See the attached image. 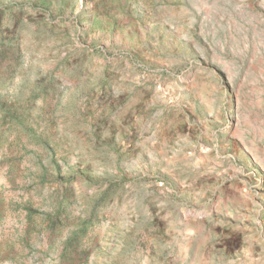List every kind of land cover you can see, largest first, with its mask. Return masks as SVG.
<instances>
[{
    "label": "rangeland",
    "instance_id": "rangeland-1",
    "mask_svg": "<svg viewBox=\"0 0 264 264\" xmlns=\"http://www.w3.org/2000/svg\"><path fill=\"white\" fill-rule=\"evenodd\" d=\"M0 264H264V0H0Z\"/></svg>",
    "mask_w": 264,
    "mask_h": 264
}]
</instances>
